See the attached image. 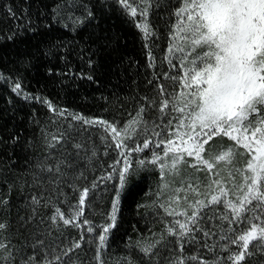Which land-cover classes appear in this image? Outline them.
I'll use <instances>...</instances> for the list:
<instances>
[{
	"label": "trees",
	"instance_id": "16d2710c",
	"mask_svg": "<svg viewBox=\"0 0 264 264\" xmlns=\"http://www.w3.org/2000/svg\"><path fill=\"white\" fill-rule=\"evenodd\" d=\"M78 1L0 0V234L7 239L8 264L29 257L37 264H98L97 238L110 222L122 161L106 130L75 116L123 125L135 118L137 127L150 128L139 145L145 139L151 145L160 139L169 112L159 110V86L166 93L180 89L178 81L166 78L177 75L179 65L172 59L176 67H170L166 58L165 1L151 5L153 32L147 38L117 1ZM16 83L23 95L13 91ZM221 141L231 143L215 136L210 144ZM150 145L140 155L145 163L154 153ZM199 190L190 189L188 197L195 202ZM169 200L158 170L143 166L130 176L102 264H170L179 255L186 264H232L228 257L242 251L241 264H264L254 242L245 250L241 241L231 242L264 221L258 201L246 205L255 212H243L241 222L232 224L231 214L223 220L219 207L202 206L192 225L175 214L183 210ZM57 208L63 218L53 221ZM190 209L189 217L197 211ZM73 216L72 223H63ZM177 221L192 231L170 234L169 228L180 232Z\"/></svg>",
	"mask_w": 264,
	"mask_h": 264
},
{
	"label": "snow or ice",
	"instance_id": "6c2138e0",
	"mask_svg": "<svg viewBox=\"0 0 264 264\" xmlns=\"http://www.w3.org/2000/svg\"><path fill=\"white\" fill-rule=\"evenodd\" d=\"M126 9L131 6L128 0H120ZM137 9L131 7V15L135 16ZM143 14V13H142ZM174 15L176 22L172 26V45L168 51L170 56L176 52L180 53L175 56L179 61V72L183 74L166 78L178 81L180 89L177 92L166 93L163 86H159L161 101L159 110L164 112L165 109L178 112L181 115L177 118L176 132L174 133L180 145H175L174 141L169 139L163 149V157L153 153L148 163L156 165L159 162L161 172L167 167L163 161L168 154L173 153L172 168L175 169L179 163L184 162V156L193 157L195 165L204 166L211 171L215 162L231 163L235 157L233 146L222 150L211 159H206L202 154L205 152V145L218 135L228 137L235 142L236 146L242 147L245 153L250 156L244 170V184L240 189L247 188L243 197H237L239 205L231 200L221 201L220 196H227V191L222 186L221 179H213L209 183L219 186L220 195H213L207 204H218L223 202L226 209L231 210L232 218L228 220L229 224L241 222V214L245 211L255 212V209H248L246 205L253 200L258 201L257 207L264 209V0H181V5L175 9ZM145 38L148 36L147 25L138 24ZM197 48L206 49L202 53L196 52ZM193 53H196L193 55ZM169 66L176 67L169 58ZM20 84L16 83L13 91L20 89ZM171 107L169 108V106ZM51 108V104H49ZM144 108L139 109L137 117H140ZM76 119H82L75 116ZM134 118L128 121L123 129H117L112 124L101 121L105 125V130L112 132V139L116 142V147H126L122 145V139L118 137L128 134V129L136 123ZM84 123H90L84 120ZM171 124V120L169 121ZM150 141L145 139L142 144L135 148L129 149L130 152H139L142 149H148ZM182 145V146H181ZM160 145L158 144L157 147ZM124 158L122 168L117 173L120 188L123 189L128 183L129 177L136 174L137 170L145 165L144 160L136 162L129 159L123 151L118 153ZM116 163H120L119 160ZM113 167H115L113 165ZM51 170V169H49ZM58 170V169H57ZM199 170V168H198ZM245 173H250L247 175ZM214 175L219 176V172ZM231 179V171L228 173ZM250 181V183H249ZM234 187H236L234 185ZM192 188V185H189ZM194 192L195 188L192 189ZM87 189L83 190L80 196V205L84 204L87 196ZM119 191L116 199L119 200ZM197 195L199 193L197 192ZM197 211H194L189 217L187 213L176 212V215H184L186 221L192 225L197 223L199 209L201 206H207L204 201L197 200ZM116 204H113L112 220L115 221ZM168 215H173V211H168ZM79 215V210L75 213ZM57 217L63 218V213L59 208L56 209L53 221ZM254 216L253 219H259ZM75 217L63 219V223L68 225L72 223ZM250 224L252 220L248 221ZM87 223V221H85ZM179 225L180 232L176 233L172 228L168 231L172 235L183 237L186 233L192 231L188 223L176 222ZM264 224V221H262ZM5 225L0 224V229ZM264 239V226L252 224L251 230L236 239L232 243L243 241L242 247L248 248L250 239H256V231ZM198 230V229H197ZM91 231V229H89ZM108 228H104L107 232ZM205 235H208L205 232ZM226 237H222L224 239ZM101 244L105 236L99 237ZM6 245L0 243V249ZM79 247V244L76 245ZM153 245L144 247L145 253L151 251ZM183 246L181 245V252ZM67 253H65L66 255ZM244 253H236L229 256V260L239 261L244 259ZM59 260V256L55 258ZM197 261V257H188ZM21 264H37L35 257H29L22 260ZM45 264H53L52 261L46 260ZM170 264H186V258L182 255L172 258ZM198 264H210L209 261L198 260ZM219 264V262H214Z\"/></svg>",
	"mask_w": 264,
	"mask_h": 264
},
{
	"label": "rangeland",
	"instance_id": "374dc122",
	"mask_svg": "<svg viewBox=\"0 0 264 264\" xmlns=\"http://www.w3.org/2000/svg\"><path fill=\"white\" fill-rule=\"evenodd\" d=\"M112 1H117L118 5L122 8L123 11H125V13H128L130 15V17L133 19L134 23L136 24V26L138 24L140 25H147L148 28V36L152 35V27L149 21V13H150V8L153 2H156L158 0H128V3L131 7H134L137 9V14L135 16L131 15V7L126 9L124 7L123 4L120 3V0H112ZM165 1L166 4H168V9L166 10L169 14L168 17L166 18V41H167V49H166V58H172L174 59L177 64L179 65V61L177 59H175V56H179L180 53L176 52L174 54V56H170V53L168 51L170 45H172V34H173V25L176 22V17L174 15V11L175 9H177L180 5H181V0H162ZM80 6H85V3L83 0L78 1ZM143 13V14H142ZM139 28V27H138ZM139 30L141 31V33L143 34L144 38L145 35L143 33V31L141 30V28H139ZM206 49L204 48H197L196 52L198 53H202L204 52ZM196 53H193V55H195ZM18 94L23 95L22 91H20V89L17 91ZM172 93V92H171ZM171 107V105H170ZM169 107V108H170ZM181 114L178 112H174V111H170L167 113L166 116V120L163 124L164 126L161 128V135L160 139H158L157 141L152 142V144L150 145V150L158 155H160L161 157H163V149L165 147V143L171 139L174 141L175 145H180L181 142L179 140H177V138L175 137L174 133L176 132V124L178 122L177 119H174V117H179ZM80 121H82L84 123V120H88L90 121V123H84L87 125H93V126H97L100 128H103L105 130V125H102L100 122L104 121V120H100V119H92V118H82L79 119ZM171 120V124H169V121ZM106 122V121H104ZM107 124H111L108 123ZM113 126L117 127V129H123L125 125L117 123V124H112ZM148 131H150V128H145V127H137L136 123L132 124L131 127L128 129V134L124 135L122 133L121 137H118V139H122V145L126 146V147H122L119 148V153L121 151H123L125 153V155H127L129 157L130 160L134 162H138L139 160H144L143 157H140L141 153L143 150L139 151V152H130L129 153V149L135 148L137 145L140 144V141L142 138L145 137V135H147ZM107 132L110 134V136L112 137V132L110 129L107 130ZM218 136H223L218 135ZM225 137V136H224ZM228 138V137H227ZM162 139V140H161ZM165 142V143H162ZM211 141V140H210ZM210 141L207 145H205V152L202 154L206 159H211V157L220 154L222 150H226L228 149L229 146H233V151L235 152V157L232 160L231 163H225V162H215L214 161V168L209 171L207 170L204 166H191V165H195L196 161L193 157H187L186 155L184 156V162L179 163L175 169L172 168V156L173 153H169L168 157L165 158L163 161L167 164V167H165V169L163 170V172H161V169L159 167V162L156 165L145 163L144 167L147 168H152V169H156L160 172L161 174V186H162V190L166 191L167 194H169V203L171 206H173L174 204H176L180 209L183 210V213H187V215L189 216V212H190V205H193L197 208L196 205V201L200 200V201H204L207 204V201L211 200V197L213 195H220V189L219 186H217L216 184H212L211 188H209V183L211 180L213 179H221V177L223 178L221 183L222 186L224 187V189L227 191V196H220L221 201L224 200H231L232 202L234 201H238L237 197H243L244 193L247 191V188H243L242 190L240 189V185L244 184V177L242 175L241 171L238 170H244L246 168V164L247 161L250 159V156L248 154L245 153V150L242 147L236 146L235 142L231 140L230 144H227L223 141L219 142V143H213V145L210 144ZM115 142V140H114ZM116 143V142H115ZM160 145L159 147H157V145ZM182 146V145H181ZM142 147V146H141ZM153 155V154H152ZM152 155L150 157V159L152 158ZM245 158L246 161H239L240 158ZM120 159L122 161V165H123V160L124 158L122 156H120ZM149 159V160H150ZM143 167V166H141ZM199 168V170H198ZM229 171H231V179L229 178ZM216 172H219V176L214 175ZM247 175H250V173H245ZM193 178V179H192ZM197 182V184H193L192 182ZM250 183V181H249ZM192 185V188H189V185ZM234 185L236 187H234ZM195 188L196 191L197 189H200L198 191L199 195H195V202L193 201V199H190L188 197V193L190 192V189ZM124 189V188H123ZM123 189L120 188V185L118 186V191L120 193L119 195V200L117 202V199L115 197V200L113 202V204H116V211H115V221L113 222L112 220V215H113V205H112V210L110 213V222L108 225L105 226V228H108L107 232H102L101 235L105 236V240L103 242V244H101V241L98 239V243L96 245L97 248V256H96V260L98 264H102V252L103 250L106 248L107 245V241L109 239V235L115 225L117 216H118V212H119V205H120V198L123 192ZM117 191V192H118ZM207 205H211L212 207H219L218 208V212L219 215L221 216L220 218L225 220L227 216H229L231 214V210L230 209H226L223 205V202L218 203V204H207ZM219 205V206H218ZM202 208V206H201ZM200 208V209H201ZM199 209V210H200ZM195 211V210H193ZM182 213V212H180ZM176 217V216H175ZM178 219L180 218L179 216H177ZM181 219L185 220L186 217L184 215H181ZM258 226H264V224H262V220L260 221V224H258ZM256 239H250L248 242V245L251 243H255L256 247H257V251H259V254L261 256L264 257V239H262L259 235V230L257 229L256 233ZM93 241V240H91ZM242 245H243V241ZM0 243L6 245V247L0 249V264H8L7 261V255H8V248H7V239L5 237L4 234H0ZM91 246H93L92 242L89 243ZM244 249V248H243ZM245 250V249H244ZM243 253V251L241 252ZM47 256H49V254L47 253ZM47 260V259H46ZM43 261V263L41 264H45V261ZM227 264V262H226ZM232 264H237V262L233 259L232 260ZM238 264H241V261L238 262Z\"/></svg>",
	"mask_w": 264,
	"mask_h": 264
}]
</instances>
